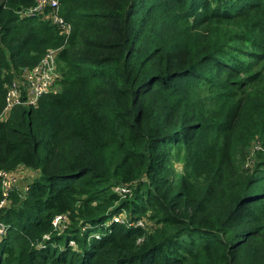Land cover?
<instances>
[{
    "label": "trees",
    "instance_id": "trees-1",
    "mask_svg": "<svg viewBox=\"0 0 264 264\" xmlns=\"http://www.w3.org/2000/svg\"><path fill=\"white\" fill-rule=\"evenodd\" d=\"M36 2L0 0V111L61 73L0 120V264H264V0Z\"/></svg>",
    "mask_w": 264,
    "mask_h": 264
},
{
    "label": "built area",
    "instance_id": "built-area-1",
    "mask_svg": "<svg viewBox=\"0 0 264 264\" xmlns=\"http://www.w3.org/2000/svg\"><path fill=\"white\" fill-rule=\"evenodd\" d=\"M45 6H48L51 12L43 17L51 23L58 25L60 33L67 34L70 30V24L58 14V0H37L36 5L32 9H29L26 14L43 12ZM55 53V50H50L34 66L20 69V73L14 78L6 90L5 104L0 111V120L5 119L14 106H34L40 97L55 92L58 89L57 82L61 79V73L57 68ZM19 179L16 171H0L2 195L0 208L6 204L7 189L14 184L20 183L21 181ZM61 218L62 216H56L52 221L53 225L57 226ZM7 230L8 225L0 220V242Z\"/></svg>",
    "mask_w": 264,
    "mask_h": 264
},
{
    "label": "rangeland",
    "instance_id": "rangeland-1",
    "mask_svg": "<svg viewBox=\"0 0 264 264\" xmlns=\"http://www.w3.org/2000/svg\"><path fill=\"white\" fill-rule=\"evenodd\" d=\"M16 175L18 176V178H20L19 181H23L25 183V181H27V179L32 177L33 172L28 170V169L19 168L16 170Z\"/></svg>",
    "mask_w": 264,
    "mask_h": 264
},
{
    "label": "crops",
    "instance_id": "crops-1",
    "mask_svg": "<svg viewBox=\"0 0 264 264\" xmlns=\"http://www.w3.org/2000/svg\"><path fill=\"white\" fill-rule=\"evenodd\" d=\"M21 183V182H20Z\"/></svg>",
    "mask_w": 264,
    "mask_h": 264
}]
</instances>
